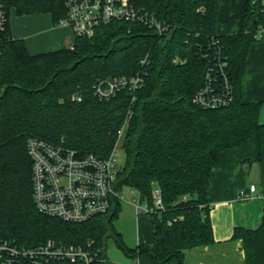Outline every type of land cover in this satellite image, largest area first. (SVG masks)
I'll return each instance as SVG.
<instances>
[{"label":"trees","instance_id":"16d2710c","mask_svg":"<svg viewBox=\"0 0 264 264\" xmlns=\"http://www.w3.org/2000/svg\"><path fill=\"white\" fill-rule=\"evenodd\" d=\"M260 1L245 0L226 19L238 20V31L220 35L222 0H129L138 15L156 19L162 30L113 18L95 26L91 37L76 35L72 47L32 55L25 40L12 37V15L49 14L58 26L68 17L66 0H2L7 21L0 33V264H32L22 252L49 241L82 247L97 253L96 264H111L105 255L109 237L129 257L186 264L188 250L215 242L207 188L219 154L253 136L264 141L262 101L244 102L242 96L249 49L264 30ZM136 76L144 80L137 90L97 94L98 86ZM209 86L229 103H196ZM123 126L118 189L133 188L152 203L156 184L164 205L150 216L152 244L133 249L113 226L121 204L108 216L81 223L41 213L28 152V141L36 139L79 157L107 159ZM232 239L242 241L244 264H264V215L257 229L236 228Z\"/></svg>","mask_w":264,"mask_h":264},{"label":"built area","instance_id":"2783aa9c","mask_svg":"<svg viewBox=\"0 0 264 264\" xmlns=\"http://www.w3.org/2000/svg\"><path fill=\"white\" fill-rule=\"evenodd\" d=\"M66 4L68 17L57 27L71 28L76 35L91 37L95 26L113 18L138 19L162 30V24L156 19L138 15L129 0H66ZM259 6L264 8V0L260 1ZM6 21L4 6L0 0V33L5 30ZM143 84V78L136 76L111 80L105 89L100 86L96 89L101 98H106L120 87L137 90ZM228 99L217 96L209 86L196 95L195 102L206 108H215L227 105L230 101V98ZM125 126L118 131V143L107 159H99L94 155L79 157L72 150H63L61 147L30 139L28 152L33 161L34 200L38 210L65 221L81 223L94 217L108 216L111 209L117 204H122L125 201L124 186L118 189V173L122 165L120 156L123 152ZM255 189V185H250L249 192L243 190L242 199L250 198ZM129 192L134 196L131 203L137 215L150 218L152 214L164 208L162 191L156 184L152 188V203L142 199L140 193L133 188H130ZM11 251L18 254L14 249ZM96 254L90 255L82 247L58 246L51 241L45 246L22 252L24 257L33 261L32 264H40L37 259L41 256L64 258L71 263L96 264Z\"/></svg>","mask_w":264,"mask_h":264},{"label":"crops","instance_id":"0c3cea01","mask_svg":"<svg viewBox=\"0 0 264 264\" xmlns=\"http://www.w3.org/2000/svg\"><path fill=\"white\" fill-rule=\"evenodd\" d=\"M244 3L245 0H222L218 34L228 35L238 31V20L226 19L238 13ZM10 24L12 37L25 40L32 55L72 47L76 36L71 28L55 26L49 14L12 15ZM242 96L244 102L262 101L258 120L264 124V30L258 42L249 49ZM250 185H255V191L250 198L242 199L241 192H249ZM207 195L215 242L188 250L186 264H244L242 241L232 237L236 228L254 230L261 224L264 215V141L260 144L253 136L242 145L221 152L219 165L210 175ZM122 204L113 226L121 234L125 245L133 249L138 245L152 244L151 219L136 213L135 230L129 229L128 223H134V219L120 215ZM128 204L133 205L131 202ZM111 249L119 248L115 243ZM120 252L115 254L113 251L112 255H108L109 251L105 248V255L111 264H154L145 255L132 258Z\"/></svg>","mask_w":264,"mask_h":264},{"label":"rangeland","instance_id":"374dc122","mask_svg":"<svg viewBox=\"0 0 264 264\" xmlns=\"http://www.w3.org/2000/svg\"><path fill=\"white\" fill-rule=\"evenodd\" d=\"M120 161L121 162L124 161V152H121ZM129 190H130V187H127V186L123 187L124 196H125L126 201L123 202V204H122V212L120 215L125 217V218L128 216H131L134 219L133 220L134 223H128V226H129L128 228L130 229V227H131V229L133 230L135 228V225H136V210H135V207L133 205L128 204V202H131L133 197H134L133 195H131ZM141 216L145 217V215H141ZM146 217L148 218L149 216H146ZM130 224L132 226H130ZM106 242L107 243H106L105 248H106V251H109L108 255H112L113 251H115V254L121 253L119 249H116V250L111 249V248H114V245H115V241L112 237H109Z\"/></svg>","mask_w":264,"mask_h":264}]
</instances>
